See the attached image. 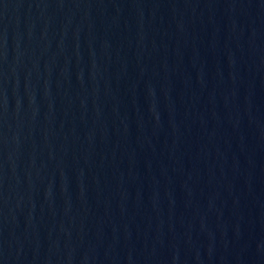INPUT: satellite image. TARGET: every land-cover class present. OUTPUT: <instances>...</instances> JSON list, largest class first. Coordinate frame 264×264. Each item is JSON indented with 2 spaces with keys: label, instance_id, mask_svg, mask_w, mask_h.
Segmentation results:
<instances>
[{
  "label": "water",
  "instance_id": "obj_1",
  "mask_svg": "<svg viewBox=\"0 0 264 264\" xmlns=\"http://www.w3.org/2000/svg\"><path fill=\"white\" fill-rule=\"evenodd\" d=\"M0 264H264V0H0Z\"/></svg>",
  "mask_w": 264,
  "mask_h": 264
}]
</instances>
